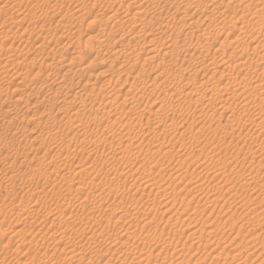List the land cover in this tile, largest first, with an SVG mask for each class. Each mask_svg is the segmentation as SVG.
<instances>
[{"label":"rangeland","instance_id":"1","mask_svg":"<svg viewBox=\"0 0 264 264\" xmlns=\"http://www.w3.org/2000/svg\"><path fill=\"white\" fill-rule=\"evenodd\" d=\"M122 1L0 0V86L3 87H0V92L2 91L0 93V264H70L72 261L63 260V256L60 254L64 250L70 249L67 240L59 243V247L63 248L62 251L61 248L55 252L49 249L44 254V248L40 247V242L37 238L39 239L40 236L43 238L44 236V239H46L49 235H53V231H55L54 236L65 231L64 234L67 233V236L70 233L73 236L75 234L74 231L82 233L84 229L90 231L85 234L86 238L89 237L87 241L94 236V234L92 236L90 233L98 229L95 233L100 240L99 245L87 249L89 251H84V253L87 252L85 259L92 258L94 262L100 261V256L102 255V257L113 258V263L118 264L115 261L117 257H131L134 253L133 251H140L142 258L149 260V264H162L164 261L163 264H264V46H262L264 44L262 41L264 40L262 35L257 34L259 51L254 56L251 54L250 47H247L249 45H246L249 44L250 38H246L249 36H243L241 41L245 43L242 45L243 42L235 43L234 35L228 32L233 29L232 27L237 28V30H243L244 25H247L248 31L257 27L258 32L259 28L262 27L261 34H263L264 16L262 14L264 13V0H257L256 2L252 0L253 3L255 2L254 5L250 0H235L236 2L232 3V6H228V1L230 0H180L181 2L179 0H158V2L157 0H144L147 1H143L144 3H141V0ZM222 1L224 2L222 3ZM152 2H157L156 15L150 13L141 18L133 15L138 10V6L144 7V4L146 6L148 4L149 6L155 5ZM159 2L160 4H158ZM200 2L202 3L199 4ZM247 3L253 5L248 10L246 9L247 7L245 8V6H248ZM162 4L164 5L162 6ZM169 4L171 5L169 6ZM93 6L97 7V9L90 12ZM214 7L215 9H212ZM166 8L173 15L167 13ZM185 8L188 9V14L184 13V15L182 13L186 10ZM215 10L217 11L215 12ZM220 11L221 13L224 12L221 14ZM260 12L261 14H259ZM190 13L191 15H189ZM159 15L161 18L158 17ZM169 15L176 19L170 18ZM216 15H218V18ZM211 17L214 19V23L211 21ZM161 19L163 22H161ZM77 21L82 28L79 27L80 30L77 27L79 31L73 27V24ZM230 21L239 22L234 24ZM114 22H125L128 27L135 25V28L126 34V40L123 44H126L134 35H141L133 40L134 43L131 47V57L136 60L137 64L133 71L138 72L139 76L128 77L125 80L126 82H123L125 75L120 76L121 79L118 80L117 77L119 76L116 72L118 69L121 70L122 67L123 70L127 69L130 71V64H122V66L111 62L114 50L122 49L119 47L120 44H116L119 40V29L112 27ZM164 22L166 23L164 24ZM79 23L78 25H80ZM159 23L164 25H158ZM187 23H190L191 28ZM141 24L144 28H140ZM166 24L169 27L171 26L172 30ZM232 24L234 26H230ZM179 25H182V27H177ZM226 25L227 29H225ZM166 27L167 29H165ZM40 28L43 31L40 32ZM217 28L218 32H216ZM151 29L154 30L152 31ZM191 29L194 31H191ZM198 29L200 31L197 32ZM102 30L112 32V38L109 40L103 37L105 42L103 41L97 49L91 50L90 48H93L92 45H97L95 38L98 31ZM139 30L140 33H137ZM175 30L178 32L180 30L182 34L180 32L175 34ZM187 30L195 32V35L191 36V40H189L190 42L192 41L191 43L189 41L186 43V40L190 39V33L188 37L187 34L186 36L184 35L188 32ZM219 30L222 33L219 34ZM208 31L213 34H210L211 38L209 40V43H212L211 53L209 55L204 53L207 55L205 62L202 63L203 60L197 63V61L191 60V54L196 55L194 52H198V50L199 52L204 51V47H207L197 34L208 33ZM163 32L165 33L161 34ZM224 33L228 34H226L227 38ZM153 34L154 36H152ZM244 34L247 35L246 33ZM212 36L214 37L213 40ZM114 37L115 39H113ZM68 39L70 42H78L80 47L73 51L70 45L66 46ZM149 41H153V44ZM172 42L177 44L174 43V45ZM86 43L88 45L84 48ZM188 43L189 45H186ZM112 44H114V48L110 50L113 47ZM160 44L164 45L165 48L163 46L161 48ZM202 45L203 47L201 48ZM54 46H57V48ZM61 46H63L62 49ZM156 46L161 53L158 54L159 51L156 50L158 55L151 63H146L143 59L151 57L150 55H155L156 53L149 55L147 53L154 47L156 49ZM184 46L186 49L188 48V51L183 48ZM219 46L226 47L220 51L221 47ZM43 47L49 49H44ZM50 48H53L52 50L55 52L52 58L56 62L59 61L61 66L70 62L74 66L79 64L80 68H84L79 77L84 80L80 79L78 81L77 76L70 74L71 77H68L70 76L68 75L66 77L67 80L64 81L65 79H60L62 78V73L58 74L54 70L46 68L51 62L52 54L49 55V59H45V57L47 58L46 53L52 51ZM41 50L44 51L41 52ZM167 50L169 52L174 50L180 56L179 59L181 60L178 61L177 65H173L168 58L163 59V55ZM189 51L191 53L190 56L188 54ZM222 51L224 54H222ZM218 52L224 55L221 60L225 62V68L228 69L224 70L222 68L220 64L221 55ZM249 52L250 58L247 55ZM40 53L43 55H40ZM212 53L216 59L214 57L210 58V56H213ZM79 54H83V56H79ZM242 54H244V57H241ZM213 59L214 62L217 61V65L219 64L220 73H218V70H215L216 72L213 71L214 69L210 66ZM249 59L251 61L256 59L257 63L255 65L253 62V65L257 68L254 69ZM207 62L209 64H206ZM20 63L23 64L21 65ZM239 63L245 66L241 67L242 65ZM142 65H145L144 73L138 70ZM109 66H111L110 71H108ZM204 66L210 67L207 72L203 70L199 74H191L192 70L198 71L200 68L204 69ZM162 67L172 71L173 75L179 69L181 77H177L179 80L176 79L174 81L168 78L169 74L160 75L163 72ZM233 69L238 72L236 70L233 71ZM244 69L247 70L245 72L246 76H243L245 75ZM211 71H213V74ZM221 72H224V75L221 76ZM231 72L235 74L232 73L231 75ZM34 73L39 76H35ZM9 76L13 79L9 78ZM240 76L241 79H239ZM243 77L245 78L243 79ZM110 79H112L111 86L104 89L106 88L104 85ZM75 82L78 87H75ZM238 82L241 83L238 85ZM260 83V87H263L257 86V89H253L254 84L259 85ZM47 85L57 90L61 96L68 93V90L71 91L68 94L69 98L65 96L64 101L61 98L58 103L57 101L48 103L41 100L44 94L40 93V99H34L36 91H39V88H46ZM5 86L7 88H5L6 91L4 90ZM81 87H85V89L81 90ZM183 87L187 89L195 87L199 91L198 93L203 95L181 97L182 100L180 99L177 102L175 100L179 99L180 96L173 97V95L185 90ZM214 87L218 91V88L221 87L220 92L224 93L219 94L224 95L221 99L212 93L211 90ZM62 90H65L66 93ZM116 90L120 92L116 93ZM74 92L79 94H76L79 100L73 101L70 99L72 98L71 95L74 96ZM115 94L120 97L116 98ZM210 94L212 95L210 96ZM249 94H252L251 100H249ZM215 96L218 100L214 99ZM18 97L20 99L23 97V102L13 105ZM27 97L30 99L29 103L24 104ZM225 98L228 102H224ZM82 101H85V105ZM174 101L176 102L175 104ZM179 102L182 103V106ZM53 103L56 104L53 105ZM131 104L134 109L130 106ZM96 105L97 107H95ZM122 105L127 107H124V110L116 108ZM128 105L130 106L129 108ZM244 105L245 108L243 110ZM135 106H137L136 109ZM58 107L62 110H65L63 108L69 109V114H72L71 118L75 117V110L86 108L85 110L81 109L76 116L77 118H74L75 120H81L77 122L74 119V121H59V118L54 117L55 110ZM171 107H174V110ZM213 109H217V111H213ZM7 111H11V116H15V118L13 117L12 120L10 119L11 116L8 119L4 118L8 113ZM159 112L162 115L160 114L157 118L156 115ZM81 114L82 116H80ZM23 116L25 118L28 117L27 120H22ZM55 118L57 119L56 121ZM100 119L103 120L101 121ZM66 122L74 123L72 124L73 127L79 125V128L72 129L73 127L71 128V125H68V128L70 127L72 130H68V128L66 130ZM79 122L80 124H77ZM97 124L98 126H95ZM46 125H54V130L50 132V136L49 132L44 129L47 127ZM93 125L98 128L94 129ZM55 129L57 130L55 131ZM163 134L165 135L163 136ZM40 137L41 139L34 141L35 138ZM71 138L72 140L70 141ZM84 138L85 141H83ZM87 139L90 140V143ZM83 142H85V145ZM29 144L30 146H28ZM48 148H50L48 151L52 149L51 157L53 156V159H46L44 166L41 167L43 168L41 174L31 176V173L28 172L33 171L32 169L37 167L39 168L37 166L38 160L41 158L43 150ZM64 154L66 156H62ZM64 157L67 158L64 159ZM4 159L8 160L5 161ZM255 169L257 173L253 171ZM43 174H46V177ZM75 174H78V176ZM79 174L81 175L79 176ZM117 179L118 181H116ZM91 180L94 181L91 182ZM243 181L246 183H243ZM65 187H68V189ZM60 188L64 189L63 193H67L66 198H68L65 203H69L71 200L70 205H60L62 207H59V209L61 213H64L62 217L67 219L69 215L77 214L78 217L82 218V216H79L81 213L84 215L86 212L87 214L92 213V217L88 221L86 220L89 224H86V221L82 219V222L78 220L79 223L77 221L75 222L76 224L67 222L71 225L66 224V222L61 223L63 226L57 221L52 224L50 219L49 221L45 220L44 223V220L41 219V222V220L38 221V218L36 221L40 224L35 220L33 223L30 220V222L25 221L26 215L24 211L33 210V208L41 212L44 210V212H49L50 209L53 212L58 205L54 203L56 201H51V196L55 195V192H58L56 194L58 195L61 192ZM66 189L68 192L65 191ZM29 190H32L33 194H35V190L37 192L45 191L46 195L41 193L42 196L40 198L33 195L32 192L30 194ZM153 194L155 195L153 196ZM64 195L63 197H65ZM90 197L93 199L92 201ZM99 201L101 202L99 203ZM65 206L67 207L65 208ZM110 215L112 219L111 223L108 224L104 216L111 217ZM119 218L124 219L120 220ZM93 219L95 223H93ZM114 219L117 220L115 221ZM90 223H93L92 225L97 228H91L90 226L92 225ZM107 224L112 227L111 230L114 233L104 229V227L107 228ZM88 225L90 226L88 227ZM67 226L72 227L69 228ZM19 230H24L26 233L25 239L27 240L31 239L34 234L38 236L35 238L36 240L31 239V244H24L18 247L21 240V233L19 232L18 235ZM104 231L106 232L104 233ZM114 234L116 237L113 236ZM126 237L128 238L127 240ZM9 238L11 240H8ZM103 238L107 243L103 241ZM123 240L128 243L121 245L120 242H117H123ZM54 241L56 242V240ZM115 242L116 244L114 245ZM119 244L122 248L119 247ZM64 245L66 247L69 245V247L65 249ZM28 249L29 252L27 251ZM106 252L107 255L105 254ZM121 252H124V255ZM111 254H114V257ZM48 255H52V257L50 258ZM40 260L48 263H42ZM145 260L144 262H146ZM71 264L78 263L72 262ZM124 264L131 263L127 261Z\"/></svg>","mask_w":264,"mask_h":264},{"label":"bare ground","instance_id":"2","mask_svg":"<svg viewBox=\"0 0 264 264\" xmlns=\"http://www.w3.org/2000/svg\"><path fill=\"white\" fill-rule=\"evenodd\" d=\"M122 1V0H121ZM135 1V0H134ZM144 0H141V3H144V2H147V1H144ZM154 1V0H153ZM156 1V0H155ZM177 1V0H176ZM180 1V0H179ZM178 1V2H179ZM203 1V0H202ZM225 1V0H224ZM224 1H222V3L224 2ZM244 1V0H243ZM251 1V3H253V1L252 0H250ZM257 0H255V2H256ZM120 2V1H119ZM118 2V3H119ZM123 2V1H122ZM121 2V3H122ZM139 2V1H138ZM150 2V1H149ZM157 2H158V0H157ZM157 2H152V3H154L155 5H152V3H151V5L152 6H149V4H148V6H146V4H144L145 6L144 7H139L138 6V10L136 11V12H134L133 13V15L134 16H138L139 18H141V17H145V16H147L148 14H150V13H154L155 14V12H157L156 10H157V7H156V3ZM173 2V1H172ZM181 2V1H180ZM187 2V1H186ZM229 3V5L228 6H232V3H234V2H236L235 0H230V1H228ZM255 2L253 3V5L255 4ZM136 3V2H135ZM162 3V2H161ZM166 3H168V2H166ZM166 3H164V4H166ZM183 3H185V2H183ZM202 2H200L199 4H201ZM210 3V2H209ZM241 3H242V1H241ZM120 4V3H119ZM158 4H160V2L158 3ZM164 4H162V6L164 5ZM180 4V3H179ZM248 4V6H245V8L248 10L250 7H251V5L252 4H250V3H247ZM121 5V4H120ZM168 5V4H167ZM166 5V6H167ZM171 4H169V6H170ZM191 5V4H190ZM234 5V4H233ZM252 5V6H253ZM161 6V7H162ZM191 6H193V5H191ZM190 6V7H191ZM213 6H216V5H213ZM218 6V5H217ZM227 6V7H228ZM263 6V5H262ZM179 7H180V5H179ZM198 7H199V5H198ZM198 7H196V8H198ZM258 7V6H257ZM101 8V7H100ZM100 8H99V10H100ZM175 8V7H174ZM177 8V7H176ZM187 8V7H186ZM185 8V9H186ZM195 8V9H196ZM201 8V7H200ZM73 9V8H72ZM81 9H83V8H81ZM95 9H97V7H95V6H93L92 7V9L90 10V12L91 11H93V10H95ZM111 9V8H110ZM136 9V8H135ZM161 9V8H160ZM167 9V8H166ZM184 9V8H183ZM194 9V10H195ZM212 9H215V7L214 8H212ZM77 10V9H76ZM84 10H87V9H84ZM84 10H82V11H84ZM98 10V11H99ZM175 11H176V9H174ZM187 10L188 9H186L182 14H188L187 13ZM190 10H191V8H190ZM257 10H259V9H257ZM54 11V10H53ZM88 11V10H87ZM160 11V10H159ZM166 11V10H165ZM217 10H215V12H216ZM222 11V10H221ZM221 11H220V13H221ZM243 11V10H242ZM245 11V10H244ZM74 12V11H73ZM79 12H81V11H79ZM86 12V11H85ZM89 12V13H90ZM182 12V11H181ZM212 12V11H211ZM214 12V13H215ZM219 12V11H218ZM224 12V11H223ZM222 12V13H223ZM234 12V11H233ZM249 12V11H248ZM54 13V12H53ZM167 13H169V14H171L172 12H169L168 11V9H167ZM179 13V12H178ZM192 13V12H191ZM191 13L189 14V15H191ZM193 13H195L194 11H193ZM221 13V14H222ZM229 13V12H228ZM236 13H237V10H236ZM91 14V13H90ZM166 14V13H165ZM184 14V15H185ZM197 14V13H196ZM218 14V13H217ZM224 14H226V13H224ZM234 14H235V12H234ZM233 14V15H234ZM246 14V13H245ZM244 14V15H245ZM259 14H261V12L259 13ZM57 15V14H56ZM156 15V14H155ZM158 15V14H157ZM162 15V14H161ZM171 15H173V14H171ZM209 15V14H208ZM219 15V14H218ZM218 15H216L217 16V18H218ZM240 15V14H239ZM249 15V14H248ZM254 15H255V12H254ZM133 16V17H134ZM165 16V15H164ZM167 16V15H166ZM170 16V15H169ZM177 16H179V15H177ZM193 16V15H192ZM216 16H215V19H216ZM222 16H225V15H222ZM236 16V15H235ZM243 16V15H242ZM241 16V17H242ZM262 16H264V13L262 14ZM261 16V17H262ZM61 17V16H60ZM158 17H160V15L158 16ZM171 17H173V16H170V18ZM182 17H183V15H182ZM181 17V18H182ZM210 17V15L208 16V18ZM213 17V16H212ZM212 17H211V21H213V23H214V19H212ZM250 17V16H249ZM161 18V17H160ZM207 18V17H206ZM214 18V17H213ZM238 18V17H237ZM248 18V17H247ZM250 18H252V17H250ZM260 18V17H259ZM169 19V18H168ZM172 19H176L175 17H173ZM186 19H189V18H186ZM210 19V18H209ZM208 19V20H209ZM222 19V18H221ZM220 19V20H221ZM232 19V18H231ZM59 20V19H58ZM57 20V21H58ZM170 20V19H169ZM181 20V19H180ZM185 20V19H184ZM184 20H182V21H184ZM232 20H234V19H232ZM242 20V19H241ZM59 21H61V20H59ZM73 21V20H72ZM72 21H71V23H72ZM75 21V20H74ZM139 22H141L140 20H138ZM159 21H160V19H159ZM168 21V20H167ZM210 20H209V22H211ZM216 21V20H215ZM219 21V20H218ZM250 21V20H249ZM78 22V21H77ZM77 22H75L74 24H73V27L74 28H76L77 29V31H79L78 30V28L80 27L81 28V24L80 25H78V23ZM138 22V23H139ZM161 22H163L162 21V19H161ZM178 22V21H177ZM227 22V21H226ZM230 22H232V23H234V21H230ZM237 22H239V21H235V23L234 24H236ZM244 22V21H243ZM143 23V22H142ZM166 22H164V24H165ZM216 23V22H215ZM255 23V22H254ZM160 24H162V23H159L158 25H160ZM164 24H162V25H164ZM180 24V23H179ZM183 24V23H182ZM185 24V23H184ZM190 24V23H189ZM188 23H187V25L188 26H190V28H191V25H189ZM225 24V23H224ZM253 24V23H252ZM137 25H139V24H137ZM143 25H144V23H143ZM167 25V24H166ZM186 25V24H185ZM184 25V26H185ZM221 25H223V24H221ZM43 26V25H42ZM124 26H126V27H124ZM168 26V25H167ZM188 26H185V27H188ZM230 26H234L233 24L232 25H230ZM229 26V27H230ZM55 27H57V26H55ZM60 27V26H59ZM63 27V26H62ZM70 27V26H69ZM68 27V28H69ZM72 27V26H71ZM72 27V28H73ZM78 27V28H77ZM112 27H115V28H117V29H119V40H118V42H116L115 40H114V42H116V44H120V48H122V49H116V50H114L115 52L113 53V51H112V53L114 54V56H113V60L111 61V62H113V63H118V64H120V65H122V64H130V71L129 70H127V69H122L121 68V70L120 69H118V71L116 72L117 73V75L119 76V77H117L118 78V80L119 79H121V77L120 76H123V75H125L124 77H125V79L123 80V82H126L125 80H127V78L128 77H132V76H139V73L138 72H136V71H133V69H135L136 68V66H137V64H136V60L135 59H133L132 57H131V54H132V52H131V47H132V44L134 43V41L133 40H135L136 39V37L138 36V37H140L141 35H134L130 40H128L127 41V43L126 44H123V42L126 40V34L128 33V32H130L133 28H135V25H133V26H131V27H128V25H126V23L125 22H114L113 24H112ZM137 27V26H136ZM163 27V26H162ZM169 27V26H168ZM171 27V26H170ZM169 27V28H170ZM177 27H182V25L180 26H177ZM245 27V28H244ZM244 27H243V30L241 29H238L237 30V28H235V27H232L233 29L231 30V31H228V32H230L232 35H234L233 37L236 39V41H235V43H237V44H239L240 42H243V41H241V39L243 38V36H249V37H246V38H250L249 40V44H246V45H249V46H247L248 48L250 47V51H251V54H253L254 56L257 54V52L259 51L258 49H259V47L257 46V34L258 35H262V37H263V40H264V33L263 34H261L262 33V27L261 28H259V30H258V32H257V27H256V29H253L252 28V30H247V25H244ZM252 27V26H251ZM43 28V27H42ZM66 28V27H65ZM64 28V29H65ZM79 28V29H80ZM140 28H144V27H142V24H141V26H140ZM174 28H176L175 26H174ZM190 28H188V29H190ZM200 28V27H199ZM219 28V27H218ZM218 28H217V31L216 32H218ZM221 28V27H220ZM222 28H223V26H222ZM221 28V29H222ZM82 29V28H81ZM80 29V30H81ZM155 29V28H154ZM154 29H151L152 31L154 30ZM165 29H167V27L165 28ZM171 29V28H170ZM169 29V30H170ZM183 29V28H182ZM216 29V28H215ZM225 29H227V25L225 26ZM172 30V29H171ZM176 30H178V28H176ZM175 30V34H177V32L178 31H176ZM186 30V29H185ZM224 30V29H223ZM246 30V31H245ZM41 31H43V29H41L40 28V32ZM46 31V30H45ZM68 31V30H67ZM150 32V33H153V32ZM162 31V30H161ZM164 31V30H163ZM174 31V30H173ZM188 31V30H187ZM191 31H194V30H192L191 29ZM198 31H200L199 29L197 30V32ZM203 31V30H202ZM220 31V30H219ZM227 31V30H226ZM142 32V31H141ZM144 32V31H143ZM156 32V31H155ZM168 32V31H167ZM179 32H180V30H179ZM178 32V33H179ZM196 32V33H197ZM213 32V31H212ZM225 32V31H224ZM236 32H238V33H236ZM71 33V32H70ZM137 33H140V30L137 32ZM145 33H147V32H145ZM165 32H163V33H161V34H164ZM189 33H190V35H189ZM195 32H186L184 35L186 36V34H187V37H188V35L190 36V39H188V40H186V43L189 41V40H191V36L193 37V35H195L194 34ZM207 33V32H206ZM205 32L203 33H198L197 35H198V37H200L199 39L201 40V41H203L204 43L203 44H205V46L207 45V47H204L205 48V50L204 51H201V52H199V50H198V52H194L196 55H193V53L191 54L190 53V51H189V56H190V54H191V56H190V58H191V60L193 59L194 61H197V63H200V62H202L203 60V62L202 63H204L205 62V58H207L206 56L207 55H209V53H211L210 52V49L212 48V43L210 44L209 43V40H210V38H211V35H213V34H211L210 33V31H208V33L206 34ZM220 33H222V31H220L219 32V34ZM234 33V34H233ZM236 33V34H235ZM244 33H246L247 35H245ZM69 34V33H68ZM136 34V33H135ZM168 34H169V32H168ZM174 34V35H175ZM180 34H182L181 32H180ZM211 34V35H210ZM216 34V33H215ZM218 34V36H220ZM225 35L227 34V33H224ZM244 34V35H243ZM183 35V36H184ZM196 35V36H197ZM228 35V34H227ZM227 35L225 36L226 38H227ZM152 36H154V34L152 35ZM169 36V35H168ZM167 36V37H168ZM103 37L105 38H108L109 40L112 38V32H107L106 30H102V31H98V33H97V35H96V38H95V43L97 44V45H92L93 46V48H90L91 50H94V49H97L98 47H100V45L103 43ZM137 37V38H138ZM169 37H173L172 35H170ZM168 37V38H169ZM63 38V37H62ZM213 36H212V40H213ZM113 39H115V37L113 38ZM171 39V38H170ZM187 39V38H186ZM107 40V39H106ZM165 40V39H164ZM168 40V39H167ZM182 40V39H181ZM217 40H218V38H217ZM244 40V39H243ZM261 40V39H260ZM172 41V40H171ZM176 41V40H175ZM185 41V40H184ZM216 41V40H215ZM68 43V45L66 44V46H69L70 45V47H72V49H73V51L74 50H76V49H78L79 47H80V45H79V43L78 42H73V41H71L70 42V40L68 39V41H67ZM87 42V41H86ZM105 42V41H104ZM149 42H151V41H149ZM153 42V41H152ZM151 42V43H152ZM170 42V41H169ZM192 42V41H191ZM190 41H189V43H191ZM260 42V41H259ZM262 42H264V41H262ZM151 43H147V44H151ZM174 43H176V42H174ZM173 42H172V44H174ZM189 43L188 44H186V45H189ZM225 43V42H224ZM245 42H243L242 43V45L244 44ZM248 43V42H247ZM65 44V43H64ZM63 44V45H64ZM153 44V43H152ZM164 44V43H163ZM177 44V43H176ZM183 44V43H182ZM182 44H181V46H182ZM220 44V43H219ZM79 45V46H78ZM88 44L86 43V45L84 46V48L87 46ZM104 45V44H103ZM114 44H112V46H113ZM137 45V44H136ZM161 45V44H160ZM159 45V46H160ZM168 45H169V43H168ZM167 45V46H168ZM175 45V44H174ZM184 45V44H183ZM214 45V44H213ZM223 45V44H222ZM229 45V44H228ZM260 45H262V44H260ZM47 46V45H46ZM45 46V47H46ZM116 46V45H115ZM162 46L164 47V45H161V48H162ZM170 46V45H169ZM173 46V45H172ZM237 46H240V45H237ZM236 46V47H237ZM262 46H264V44L262 45ZM38 47H40V46H38ZM55 47V46H54ZM103 47V46H102ZM171 47V46H170ZM176 47V46H175ZM174 47V48H175ZM203 47V45L201 46V48ZM219 47H221V46H219ZM224 47H226V46H224ZM223 46L221 47V49H220V51L221 50H223L222 48H224ZM261 47V46H260ZM44 48V47H43ZM42 48V49H43ZM55 48H57V46L55 47ZM63 48V46H61V49ZM64 48H65V46H64ZM109 48V47H108ZM112 48H114V46L113 47H111V49L110 50H112ZM165 48V47H164ZM166 48H168V47H166ZM172 48V47H171ZM182 48V47H181ZM184 49H186V47L184 46L183 47ZM182 48V49H183ZM190 48V47H189ZM197 48V47H196ZM216 48V47H215ZM215 48H213V49H215ZM218 48V47H217ZM263 48V47H262ZM262 48H261V50H262ZM44 49H49V48H44ZM51 50L53 49V48H50ZM154 49V50H153ZM152 50H149L148 52L149 53H147L148 55L149 54H154V53H156L155 55H150L151 57H149V58H147V59H143V60H145V62L146 63H151V61L158 55V54H160L161 52L157 49V46H156V49H155V47L153 48ZM175 49H177V48H175ZM188 49V48H187ZM186 49V50H187ZM194 50H195V48H193ZM236 49V48H235ZM245 49H247L246 47H245ZM38 50V49H37ZM55 50V49H54ZM81 50V49H80ZM109 50V51H110ZM156 50H158L159 52H158V54H157V52H156ZM179 50V49H178ZM181 50V49H180ZM218 50V49H217ZM248 50V49H247ZM246 50V51H247ZM42 51H44V50H41V52ZM106 51H107V49H106ZM168 51V52H167ZM166 51V53H164V55H163V59H165V58H168L169 59V61L173 64V65H177V63H178V61L179 60H181V59H179V57L180 56H178L177 55V52L175 53L174 52V50H172V51H170L169 52V50H167ZM188 51V50H187ZM186 51V52H187ZM242 51H243V48H242ZM264 51V50H263ZM36 52H38V51H36ZM47 52V51H46ZM82 52V51H81ZM84 52V51H83ZM181 52L183 53V51L181 50ZM192 52V51H191ZM215 52V51H214ZM107 53H108V51H107ZM181 53V54H182ZM204 53H208L207 55L206 54H204ZM264 53V52H263ZM50 54H52V56H51V62H49V64L47 65L48 67H46V68H50L51 70H54L55 71V73L57 72L58 74H60V73H62V75H61V77L62 78H60V79H65L64 81H66L67 79H66V77L68 76V75H74V76H77L78 77V81L80 80V79H82V78H79L80 77V75H81V73L84 71V68H80V65L79 64H77V66L75 65H73V64H71L70 62L69 63H67V64H64V65H62L61 66V63H59V61H54V59L52 58L53 57V54H55V52H53V50L52 51H48L47 53H46V55H47V58L45 57V59H49V55ZM188 54H186L185 53V55H187L188 56ZM214 54H216V53H214ZM218 54H220V52H218ZM217 54V55H218ZM222 54H224V52L222 51ZM245 54H246V52H245ZM250 52L249 53H247V55H248V57L250 58ZM262 54V53H261ZM1 55H2V53H1ZM37 55V54H36ZM40 55H43V54H41L40 53ZM57 55V54H56ZM183 55V54H182ZM212 55H213V53H212ZM221 55V54H220ZM244 54H242L241 55V57H244L243 56ZM14 56V55H13ZM39 56V55H38ZM55 56V55H54ZM79 56H83V54H79ZM79 56H77L78 58H79ZM222 56H224V55H221V58H220V60L222 59ZM262 56V55H261ZM17 57V56H16ZM34 57H35V55H34ZM40 57V56H39ZM215 58L216 59V57L213 55L212 57L210 56V58ZM264 57V56H263ZM26 58V57H25ZM60 58V57H59ZM62 58V57H61ZM190 58H189V60H190ZM252 58V57H251ZM261 58V57H260ZM13 59V58H12ZM36 59V58H35ZM185 59V58H184ZM201 59V60H200ZM209 59V58H208ZM243 59V58H242ZM15 60H16V58H15ZM31 60V59H30ZM50 60H48V61H50ZM60 60V59H59ZM200 60V61H199ZM218 60V59H217ZM246 60V59H245ZM250 60V59H249ZM249 60H247V61H249ZM256 59H254V61H251L250 60V63L252 62V66H254V69L255 68H257V67H255V65H256V61H255ZM32 61V60H31ZM35 61V60H34ZM224 61V60H223ZM20 62V61H19ZM110 62V61H109ZM135 62V63H134ZM217 62V61H216ZM216 62H214V59L211 61V64H210V66H212V68L214 69L213 71H215V70H218L219 71V64L217 65L216 64ZM242 62H245V61H242ZM253 62L255 63V65H253ZM17 63V62H16ZM27 63H28V60H27ZM26 63V64H27ZM79 63V62H78ZM197 63H196V66H197ZM249 63V64H250ZM21 64V63H20ZM19 64V65H20ZM23 64V63H22ZM21 64V65H22ZM25 64V63H24ZM206 64H209L208 62L206 63ZM220 64L222 65V68H224V70H226V69H228V68H225V62H222V60L220 61ZM239 64H241V63H239ZM248 64V63H247ZM119 65V66H120ZM200 65V64H199ZM202 65V64H201ZM216 65H217V67H216ZM242 65V64H241ZM241 65H239V66H241ZM116 66H118V65H116ZM123 66V65H122ZM208 66V65H207ZM243 66H245V65H242L241 67H243ZM251 66V67H252ZM18 67V66H17ZM200 67H202V66H200ZM205 67V66H204ZM226 67H228V66H226ZM240 67V68H241ZM119 68V67H118ZM138 68V67H137ZM195 68H197V67H195ZM194 68V69H195ZM210 68V67H209ZM209 68H207V67H205L204 69H199L198 71H194V70H192L191 71V74L193 75V74H199L201 71H203L204 70V72H207L208 70H209ZM238 69H239V67H237ZM236 68V69H237ZM162 69H163V72H161L160 73V75H163V74H169V77L168 78H170L171 80H176V79H178L177 77H181V75H180V70L178 69L177 71H176V74H174L173 75V72L172 71H168L166 68H164V67H162ZM236 69H233V71H235ZM111 70V66H109V70L108 71H110ZM138 70L141 72V73H144L145 72V65H142L140 68H138ZM221 70V69H220ZM245 70V69H244ZM249 70V69H248ZM173 71H175V70H173ZM213 71H211L212 72V74H213ZM232 71V70H231ZM247 70H245L244 71V74H245V72H246ZM252 71H253V68H252ZM262 71V70H261ZM263 71H264V69H263ZM7 72V71H6ZM39 72V71H38ZM196 72V73H195ZM216 72V71H215ZM215 72H214V74H215ZM236 72H238L237 70H236ZM4 73V72H3ZM16 73V72H15ZM218 73H220V71L218 72ZM224 72H221V76L222 75H224L223 74ZM232 73L233 74H235L234 72H231L230 74L232 75ZM6 74V73H5ZM205 74V73H204ZM229 74V75H230ZM240 74V73H239ZM253 74H255V73H253ZM262 74H263V72H262ZM14 75H16V74H14ZM34 75L35 76H39L37 73L35 74L34 73ZM71 75L70 76H68V77H71ZM190 75V74H189ZM202 75H203V73H202ZM237 75V74H236ZM241 75V74H240ZM258 75V74H257ZM233 76H235V75H233ZM242 76V75H241ZM241 76L239 77V79H241ZM243 76H246V74L245 75H243ZM262 76V75H261ZM263 76H264V74H263ZM258 77V76H257ZM9 78H12V77H10L9 76ZM167 78V77H166ZM167 78V79H168ZM223 78V77H222ZM245 77H243V79H244ZM8 79V78H7ZM13 79V78H12ZM71 79V78H70ZM181 79V78H180ZM252 79V78H251ZM257 79V78H256ZM259 79H260V77H259ZM57 80V79H56ZM55 80V81H56ZM82 80H84V79H82ZM179 80V79H178ZM227 80V79H226ZM234 80V79H233ZM235 80H236V78H235ZM254 80V79H253ZM262 80V79H261ZM71 81V80H70ZM72 81H73V79H72ZM169 81V80H168ZM207 81V80H206ZM68 82V81H67ZM190 82V81H189ZM188 82V83H189ZM205 82V81H204ZM257 82V81H256ZM260 82V81H259ZM52 83V82H51ZM54 83V82H53ZM58 83H60L59 81H58ZM62 83H63V81H62ZM81 83V82H80ZM186 83V82H185ZM191 83V82H190ZM239 83H241V82H238V85H239ZM253 83V82H252ZM75 84V87L77 86V84H76V82L74 83ZM74 84H72L73 86H74ZM85 84V83H84ZM111 84H112V79H110L105 85H104V87H106V88H104V89H107V88H109L110 86H111ZM206 84V83H205ZM18 85V84H17ZM27 85V84H26ZM188 85V84H187ZM237 85V86H238ZM260 85H261V83L258 85V84H254V87H253V89H257V86H259L260 87ZM51 86V85H50ZM53 86V85H52ZM60 86V85H59ZM61 86L63 87V85L61 84ZM60 86V87H61ZM184 86H185V84H184ZM206 86V85H205ZM1 87V86H0ZM16 87V86H15ZM45 87V86H44ZM69 87V86H68ZM72 87V86H71ZM78 87V86H77ZM201 87V86H200ZM216 87V86H215ZM215 87L214 88H212L213 90H211L212 91V93L214 94V95H216V96H218L219 97V99H221L224 95H222V94H224V93H222V92H220V90H221V87L220 88H218L219 89V91L217 90V89H215ZM218 87V86H217ZM244 87V86H243ZM261 87H263V86H261ZM260 87V88H261ZM1 88H3V87H1ZM0 88V89H1ZM5 88H6V86L4 87V90H5ZM56 88H57V86H56ZM55 88V89H56ZM73 88V87H72ZM103 88V87H102ZM183 88H185V90H181L180 91V93H177V94H175V95H173V97H176V96H180V98L179 99H176L175 101H180V99H181V97H184V98H186L187 96H192V95H200V96H202L203 94H199L198 92L199 91H197V89H195V87L194 88H190V89H187L186 87H183ZM225 88H226V86H225ZM225 88H223V89H225ZM251 88H252V85H251ZM7 89V88H6ZM20 89V88H19ZM19 89H18V92H19ZM40 90L39 91H36V94H34L35 95V98L34 99H40V96H39V94L41 93V94H44L43 95V97H42V99L41 100H43V101H45V102H52V101H54V102H56L57 101V103H58V100H61V98L63 99V101H64V97L65 96H67L66 98H69L68 97V94H69V92L71 93V91H69L68 89V93H66V91L65 90H62V91H65L64 93H66V94H62V96H61V94L57 91V90H54L52 87H49L48 85L46 86V88H39ZM82 89H85V87L84 88H82L81 87V90ZM201 89V88H200ZM253 89H251V90H253ZM3 90V89H2ZM73 90V89H72ZM226 90H228V89H226ZM226 90H223V91H226ZM6 91V90H5ZM31 91V90H30ZM60 91V90H59ZM76 91H78V90H76ZM185 91V92H184ZM186 91H188V92H186ZM210 91V90H209ZM243 91V90H242ZM245 91V90H244ZM2 92V91H1ZM0 92V93H1ZM17 92V91H16ZM44 92V93H43ZM91 92H93V91H91ZM120 91L119 90H116V93H119ZM135 92V91H134ZM139 92V91H138ZM203 92V91H202ZM227 92V91H226ZM253 92V91H252ZM62 93V92H61ZM142 93V92H141ZM201 93V92H200ZM220 93H222L221 95H219ZM244 93V92H243ZM32 94V93H31ZM74 94V96L73 95H71V97L72 98H70L71 100H79V98L77 97V95H79V94H75V92L73 93ZM93 94V93H92ZM144 94V93H143ZM27 95V94H26ZM26 95H25V97H26ZM38 95V96H37ZM116 95V94H115ZM212 94H210V96H211ZM250 95V94H249ZM88 96V95H87ZM90 96H92V95H90ZM142 96V95H141ZM199 96V97H200ZM215 96V98L214 99H217V97ZM30 97H31V95H30ZM79 97H81V96H79ZM120 96L119 95H116V98H119ZM134 97V96H133ZM177 97V98H178ZM196 97H198V96H196ZM252 98V94L249 96V100H251V98ZM23 98V97H22ZM20 99V97H18L16 100H15V102L13 103V105H17V104H20V103H22L23 102V99ZM87 98V97H86ZM91 98V97H90ZM90 98H89V100H90ZM94 98H95V96H94ZM93 98V99H94ZM209 98V97H208ZM26 100H25V102H24V104H26V103H29V100L30 99H28V97L27 98H25ZM85 99V98H84ZM83 99V100H84ZM102 100V99H101ZM100 100V101H101ZM182 100V99H181ZM218 100V99H217ZM249 100H247V101H249ZM97 101V100H96ZM100 101H99V103H100ZM103 101V100H102ZM174 101V104L176 103ZM184 101V100H183ZM220 101H223V100H220ZM246 101V102H247ZM72 102V101H71ZM91 102V101H90ZM135 102V101H134ZM171 102V101H170ZM216 102V101H215ZM224 102H228V100L226 101V98H225V100H224ZM251 102V101H250ZM82 103L84 104L85 103V101H82ZM81 103V104H82ZM218 103H219V101H218ZM218 103H217V105H218ZM241 103V102H240ZM242 103H243V101H242ZM54 104H56V103H53V105ZM82 104V105H83ZM92 104V103H91ZM103 104H105L104 102H103ZM134 104H136V103H134ZM171 104V103H170ZM172 104H173V102H172ZM173 104V105H174ZM179 104L181 105L182 103H180L179 102ZM178 103H177V105H179ZM244 104V103H243ZM249 104V103H248ZM85 105V104H84ZM137 105V104H136ZM210 105V104H209ZM216 105V106H217ZM221 105V104H220ZM224 105V104H223ZM227 105V104H226ZM239 105V104H238ZM251 105V104H250ZM92 106V105H91ZM91 106H89V107H91ZM103 107H104V105H102ZM106 106V105H105ZM130 106H132V108H133V105L131 104ZM129 105H128V108L130 107ZM182 106V105H181ZM180 106V108H181V110H182V107ZM190 106V105H189ZM215 106V105H214ZM219 106V105H218ZM240 107H242L241 105H239ZM253 106H255V105H253ZM54 107V106H53ZM82 107V106H81ZM95 107H97V105L95 106ZM124 107H127V106H125V105H122V106H119V107H116V108H119V109H121V110H124ZM136 107L137 106H135V109H136ZM188 107V106H187ZM222 107V106H221ZM227 107V106H226ZM63 108V107H62ZM86 108V107H85ZM85 108H80L79 110H75L76 112L74 113V116L75 117H72L71 118V116H72V114L70 115L69 114V109H67V108H63V109H65V110H62L61 108H59L58 107V109H56L55 111H56V113H55V115H54V117H56V118H59V121L60 120H66V121H70V120H73L74 118H77L76 116L79 114V111H81V109H83V110H85ZM99 108V107H98ZM106 108V107H105ZM173 108V110H174V107H171V109ZM185 108V107H184ZM184 108H183V110H184ZM188 108H190V107H188ZM210 108V107H209ZM216 108V107H215ZM244 108H245V105L243 106V110H244ZM254 108V107H253ZM67 109V110H66ZM87 109H89L88 107H87ZM131 109V108H130ZM134 109V108H133ZM132 109V110H133ZM176 109H177V107H176ZM175 109V110H176ZM202 109H204V108H202ZM218 109V108H217ZM217 109H213V111H217ZM227 109V108H226ZM249 109V108H248ZM10 110V109H9ZM54 110V109H53ZM130 111V110H129ZM129 111H127V112H129ZM185 111V110H184ZM183 111V112H184ZM8 113L6 114V116L4 117V118H6V119H8L12 114L10 113L11 111H7ZM52 112V111H51ZM173 112V111H172ZM176 112V111H175ZM179 112V111H178ZM82 113V112H81ZM155 113H157V112H155ZM174 113V112H173ZM214 113V112H213ZM161 113L159 112V114H157L156 116H157V118L159 117V115H160ZM204 114V113H203ZM212 114V113H211ZM15 115V114H14ZM52 115V114H51ZM162 115V114H161ZM25 116V115H24ZM23 116V118H22V120H27V118H25ZM42 116V115H41ZM80 116H82V114L80 115ZM139 116H142V115H139ZM139 116H138V118H139ZM169 116V115H168ZM176 116H178V115H176ZM3 117V116H2ZM15 118V116H11V120H12V118ZM137 117V116H136ZM154 117V116H153ZM55 118V121L57 120ZM71 118V119H70ZM142 118V117H141ZM21 119V118H20ZM94 119V118H93ZM118 119V118H117ZM174 119V118H173ZM21 120V121H22ZM75 120V119H74ZM73 120V121H74ZM89 120V119H88ZM87 120V121H88ZM96 120V119H95ZM94 120V121H95ZM101 120V119H100ZM103 120V119H102ZM101 120V121H102ZM121 120V119H120ZM141 120V119H140ZM139 120V121H140ZM231 120V119H230ZM72 121V122H73ZM75 121H81V120H79V119H77V120H75ZM98 121V120H97ZM115 121H116V119H115ZM148 121H149V118H148ZM151 121V120H150ZM234 121V120H233ZM83 122V121H82ZM90 122V121H89ZM99 122V121H98ZM97 122V123H98ZM153 122V121H152ZM204 122V121H203ZM50 123V122H49ZM88 123V122H87ZM86 123V124H87ZM157 123V122H156ZM253 123V122H252ZM257 123V122H256ZM72 124H74V123H72ZM72 124H70V123H67L66 122V127H65V129L66 128H68V125H71L70 127L72 128L73 127V125ZM76 124V123H75ZM77 124H80V122L79 123H77ZM76 124V125H77ZM83 124H85V123H83ZM82 124V125H83ZM91 124V123H90ZM96 124V123H95ZM92 125V124H91ZM178 125V124H177ZM257 125V124H256ZM255 125V126H256ZM47 127L46 128H44V129H46V131L47 132H49V136H50V132L52 131V130H54V125H46ZM79 126V125H78ZM73 127L72 129H74V128H76V129H78L79 127ZM86 126V125H85ZM94 126V125H93ZM95 126H98V124L97 125H95ZM94 126V127H95ZM101 127H102V125H100ZM99 126V128L101 129V127ZM175 126V125H174ZM70 127L68 128V130H72V129H70ZM180 127V126H179ZM96 128H98V127H95L94 129H96ZM175 128V127H174ZM62 129V128H61ZM57 129H55V131H56ZM67 130V129H66ZM98 130V129H97ZM155 130V129H154ZM175 130V129H174ZM231 130V129H230ZM101 131V130H100ZM150 131V130H149ZM157 131V130H156ZM169 131H171L170 129H169ZM176 131H177V129H176ZM182 131V130H181ZM200 131V130H199ZM162 132V131H161ZM165 132V131H164ZM182 132H185V131H182ZM90 133V132H89ZM96 133V132H95ZM174 133H177V132H174ZM181 133V132H180ZM179 133V134H180ZM65 134H66V132H65ZM160 134V133H159ZM173 134V133H172ZM46 135H48V134H46ZM51 135H52V133H51ZM84 135V134H83ZM89 135V134H88ZM101 135V134H100ZM113 135V134H112ZM165 134H163V136H164ZM226 135V134H225ZM224 135V136H225ZM233 135V134H232ZM62 136V135H61ZM90 136V135H89ZM108 136V135H107ZM237 136V135H236ZM77 137V136H76ZM84 137V136H83ZM103 137V136H102ZM160 137V136H159ZM50 138V137H49ZM55 138V137H54ZM81 138V137H80ZM90 138V137H89ZM113 138V137H112ZM36 139H41V137L40 138H35L34 139V141L36 142L37 140ZM74 139V138H73ZM82 139V138H81ZM105 139V138H104ZM163 139V138H162ZM72 140V138L70 139V141ZM88 140V139H87ZM33 141V142H34ZM40 141V140H39ZM56 141V140H55ZM83 141H85V138H84V140ZM89 141V143H90V140H88ZM110 141V140H109ZM79 142H80V139H79ZM27 143V142H26ZM56 143V142H55ZM68 143V142H67ZM85 142H83V144H84ZM52 144V143H51ZM64 144V143H63ZM76 144V143H75ZM87 144V143H86ZM18 145V144H17ZM70 145V144H69ZM85 145V144H84ZM93 145V144H92ZM22 146V145H21ZM27 146V145H26ZM28 146H30V144L28 145ZM68 146V145H67ZM210 146V145H209ZM56 147H57V144H56ZM131 147V146H130ZM39 148V147H38ZM165 148V147H164ZM169 148V147H168ZM40 149V148H39ZM50 148H48V149H44L43 150V152H42V156H41V158H39V160H38V165L37 166H39V168L37 167V166H35V167H37L36 169H32L33 171H31V169H29L31 172H28V173H31V176L32 175H38V174H41V172H42V169L43 168H41L42 166H44V164H45V161H46V159L48 160H51V159H53L52 157H51V150L50 151H48ZM14 150V149H13ZM20 150V149H19ZM27 150V149H26ZM42 150V149H41ZM127 150V149H126ZM130 150V149H129ZM21 151H22V149H21ZM61 151V150H60ZM94 151V150H93ZM215 151V150H214ZM8 152V151H7ZM28 152V151H27ZM66 152V151H65ZM128 152V151H127ZM59 153H61V152H59ZM121 153V152H120ZM254 153H255V151H254ZM26 154V153H25ZM54 154V153H53ZM57 154V153H56ZM63 154V153H62ZM75 155V154H74ZM61 156V155H60ZM62 156H66L65 154L64 155H62ZM255 156V155H254ZM71 157V156H70ZM119 157V156H118ZM252 157V156H251ZM61 158V157H60ZM67 158V157H66ZM65 157H64V159H66ZM74 158V157H73ZM82 158V157H81ZM80 158V159H81ZM257 158V157H256ZM9 159V158H8ZM8 159H4L5 161H7ZM36 159V158H35ZM34 159V160H35ZM71 159V158H70ZM117 159V158H116ZM25 160V159H24ZM93 160V159H92ZM111 160H112V158H111ZM52 161H54V160H52ZM51 161V162H52ZM110 161V160H109ZM142 161V160H141ZM50 162V161H49ZM257 162V161H256ZM54 163V162H53ZM12 164V163H11ZM35 164V163H34ZM100 164V163H99ZM254 164V163H253ZM78 165V164H77ZM142 165V164H141ZM47 166V165H46ZM264 166V165H263ZM28 167V166H27ZM57 168V167H56ZM75 168V167H74ZM73 168V169H74ZM77 168V167H76ZM257 169V168H256ZM256 169L255 170H253V171H255V173H257L256 172ZM72 171V170H71ZM27 172H26V174H27ZM51 173V172H50ZM64 173V172H63ZM106 173H108V172H106ZM254 173V172H253ZM145 174V173H144ZM247 174H249V173H247ZM44 175V174H43ZM46 175V174H45ZM44 175V176H45ZM50 175V174H49ZM75 175H77L78 176V174H75ZM81 174H79V176H80ZM109 175V174H108ZM85 176V175H84ZM104 176H106V175H104ZM142 176V175H141ZM250 176V175H249ZM46 177V176H45ZM82 177V176H81ZM107 177V176H106ZM248 177V176H247ZM253 177V176H252ZM244 178V177H243ZM53 179V178H52ZM51 179V180H52ZM141 179V178H140ZM241 179V178H240ZM249 179H251V178H249ZM46 180H48V179H46ZM243 180V179H242ZM63 181V180H62ZM71 181V180H70ZM84 181V180H83ZM94 181V180H93ZM92 180H91V182H93ZM115 181V180H114ZM113 181V182H114ZM116 181H118V179L116 180ZM137 181V180H136ZM245 181V180H244ZM243 181V183H246V182H244ZM251 181V180H250ZM249 181V182H250ZM103 182V181H102ZM101 182V183H102ZM120 182V181H119ZM119 182L117 183L118 185H121V184H119ZM242 182V181H241ZM104 183V182H103ZM123 183V182H122ZM248 183V182H247ZM49 184V183H48ZM54 184H55V182H54ZM67 184H69V183H67ZM78 184V183H77ZM91 184V183H90ZM95 184V183H94ZM105 184V183H104ZM117 184H116V186H117ZM250 184V183H249ZM249 184H247L248 186H249ZM93 185V184H92ZM111 185V184H110ZM123 185V184H122ZM246 185V184H245ZM53 186V185H52ZM60 186V185H59ZM86 186V185H85ZM108 186V185H107ZM49 187V186H48ZM51 187V186H50ZM90 187V186H89ZM115 187V186H114ZM52 188V187H51ZM65 188H67L68 189V187H65ZM86 188V187H85ZM120 188V187H119ZM42 189V188H41ZM62 189V190H61ZM65 190L66 192H68V190ZM104 189V188H103ZM112 189H113V187H112ZM129 189V188H128ZM143 189V188H142ZM48 190V189H47ZM51 190V189H50ZM63 188H60V191L61 192H59V194L58 195H56L57 193L55 192L54 194L55 195H52L51 196V201H56V202H54L56 205H58V207L53 211V212H51V210L49 209V212H44V211H39V210H34V208H33V210H29V211H24V213H25V215H26V222L27 221H32V223H33V221L35 220H37L38 218H39V220L38 221H40L41 219L42 220H44V223H45V220L46 221H49V219H50V221H52V224L55 222V221H57L59 224H61V223H64V222H66V224H68L67 222H70V223H72V224H74L75 222H77L78 220L80 221L81 219L83 220V221H88L92 216V213H89V214H87V212L85 213V215L83 214V213H81L79 216H82V218H80V217H78V215L77 214H74V215H69L68 216V218L67 219H64L65 217H62L63 215H64V213L62 212L61 213V211H60V209H59V207H62V206H60V205H68L69 203H71L70 201H69V203H65V200H66V202H67V198H66V195H67V193H63ZM130 190V189H129ZM128 190V191H129ZM30 191V190H29ZM39 191H43V190H39ZM52 191V190H51ZM92 191V190H91ZM94 191V190H93ZM113 191H114V189H113ZM31 192H32V194H33V191L31 190L30 191V194H31ZM48 192H50V191H48ZM111 192V191H110ZM123 192V191H122ZM41 193H43V195H46L45 194V191H43V192H37L36 190H35V194H33V195H36L37 197H40L41 198V196H42V194ZM47 193V192H46ZM76 193H78V192H76ZM87 193V192H86ZM150 193H151V191H150ZM41 194V195H40ZM48 194V193H47ZM63 194H65L64 196L65 197H63ZM73 194H74V192H73ZM88 194V193H87ZM94 194V193H93ZM115 194V193H114ZM129 194V193H128ZM132 194V193H131ZM76 195V194H75ZM155 194H153V196H154ZM32 196V195H31ZM89 196V195H88ZM87 196V197H88ZM133 196V195H132ZM150 196V195H149ZM75 197V196H74ZM86 197V196H85ZM95 197V196H94ZM72 198V197H71ZM91 198V197H90ZM89 198V199H90ZM131 198V197H130ZM91 201L93 200L92 198L90 199ZM90 200H89V202H90ZM132 200V199H131ZM46 201H47V199H46ZM95 201V200H94ZM93 201V202H94ZM97 202V201H96ZM101 201H99V203H100ZM132 202V201H131ZM98 203V204H99ZM123 203V202H122ZM84 204V203H83ZM94 204V203H93ZM97 204V205H98ZM70 205V204H69ZM93 206V205H92ZM100 206H102V204H100ZM67 206H65V208H66ZM32 208V207H31ZM73 208V207H72ZM101 208V207H100ZM25 209V208H24ZM90 209H92V208H90ZM96 209H98V208H96ZM100 210V209H99ZM19 211V210H18ZM48 211V210H47ZM73 211V210H72ZM71 211V212H72ZM41 212V213H40ZM70 212V213H71ZM107 212H109V211H107ZM111 212V211H110ZM22 213H23V211H22ZM87 214V215H86ZM104 215H106V214H104ZM115 215V214H114ZM21 216V215H20ZM111 216V215H110ZM107 220H106V223H111V219H112V216L111 217H109V216H104ZM115 217V216H114ZM19 218V217H18ZM63 218V219H62ZM99 219V218H98ZM118 219V218H117ZM116 219V220H117ZM120 220L121 219H124V218H119ZM42 220H41V222H42ZM82 220H81V222H82ZM115 220V219H114ZM115 220V221H116ZM19 221V220H18ZM29 221V222H30ZM79 221L77 222V223H79ZM86 221V224H89L88 222ZM93 221H94V219H93ZM28 222V224L29 225H31L32 226V224H30ZM37 222V221H36ZM74 222V223H73ZM92 222V221H91ZM38 223V222H37ZM48 223V222H47ZM58 223H57V225H58ZM85 223V222H84ZM93 223H95V221L93 222ZM93 223H90V225H92ZM105 223V224H106ZM28 224H27V227H28ZM35 224V223H34ZM38 224H40V223H38ZM51 224V223H50ZM76 224V223H75ZM81 224V223H80ZM86 224H84L85 226H86ZM106 225V227L107 228H105L104 227V229H107V231L109 232V231H111V233H114L111 229H112V227L110 226V225ZM1 225V224H0ZM16 225V224H15ZM24 225H26V224H24ZM36 225V224H35ZM55 225V224H54ZM62 225V224H61ZM68 225H71V224H68ZM90 225H88V227L90 226ZM100 225V224H99ZM63 226V225H62ZM75 226V225H74ZM93 226V227H92ZM92 226H90L91 228H94V227H96L95 225H92ZM1 227V226H0ZM50 227V226H49ZM66 227V226H65ZM67 227H69V228H71L70 226H67ZM81 227V226H80ZM87 227V228H88ZM100 227H102V226H100ZM100 227H98V228H100ZM114 227V226H113ZM7 228V227H6ZM58 228V227H57ZM86 228V229H87ZM91 228H89V229H91ZM97 228V227H96ZM95 228V229H96ZM0 230H1V228H0ZM10 230V229H9ZM50 230V229H49ZM66 230V229H65ZM79 230H80V228H79ZM94 230V229H93ZM96 230H98V229H96ZM96 230H94V232L93 233H90L91 235L92 234H94V236L92 237V238H90V240H88L87 241V238L89 239V237H87L86 238V236H85V234H87V233H89L90 231H88V230H85L84 229V231L82 232V233H80L79 231V233H77L76 231H74L75 232V234H73V232H72V234H73V236H71V233H70V235L69 236H67L66 234H64V233H62V234H59V233H57V234H55V236H54V233H55V231H53V235H49L48 236V238H46V239H44V236H43V238L40 236L39 237V239L37 238V240H39V242H40V247L41 248H44V254H46L47 252V250L49 251V249L50 250H54V252L56 251V250H58L59 248H61V251L63 250V248L62 247H59V243L60 242H65L64 240H67L66 242H67V244H69L70 245V249L68 248V250H64V252H61L60 254H62L61 256H63V260H65V259H67V260H70V261H72L73 263L74 262H77L78 264H114L113 263V261H112V259H111V257H107L106 258V256H103L102 257V255L100 256L101 257V260L100 261H98V262H94V260L92 259V258H88V259H85V254L87 255V252H85L84 253V251H89V250H87V249H90L91 247H96V246H98L99 245V243H100V240H99V238H98V235L95 233L96 232ZM64 231V230H63ZM85 231H88V232H85ZM101 231H102V229H101ZM3 232V231H2ZM1 232V233H2ZM19 232L21 233L20 235H21V240H20V243H19V246L18 247H20L21 245H26V244H31V239H34V240H36L35 238L38 236L37 234H34V236L33 237H31V239H29V240H27V239H25V237H26V233L24 232V230L22 231V230H19L18 231V235H19ZM26 232H27V230H26ZM85 232V233H84ZM106 231H104V233H105ZM102 233H103V231H102ZM89 234V235H90ZM99 234V233H98ZM100 234H101V232H100ZM107 234V233H106ZM116 234V233H115ZM115 234L113 235V236H115ZM105 235V234H104ZM102 236V235H101ZM106 236V235H105ZM105 236H103V237H105ZM112 236V235H111ZM53 238V240H52V238ZM116 237V236H115ZM128 237V236H127ZM126 237V240L128 239ZM86 238V239H85ZM85 241H84V240ZM109 239H110V236H109ZM109 239H107V240H109ZM8 240H11V238H9ZM54 240H56V242L54 241ZM102 241V240H101ZM103 241H105L106 242V240L103 238ZM114 241V240H113ZM125 240H123V242H121V241H117V242H120V244L121 245H125L126 243H128V242H124ZM8 242H10V241H8ZM105 242H101V243H105ZM112 242V241H111ZM35 243V242H34ZM37 243V242H36ZM107 243V242H106ZM110 243V242H109ZM66 244V243H65ZM113 244V243H112ZM116 244V242L114 243V245ZM119 244V245H120ZM69 245L67 246V247H69ZM119 246V247H121L122 248V246ZM30 246V245H29ZM65 246V249L67 248L66 247V245H64ZM63 246V247H64ZM111 246V245H110ZM127 246V245H126ZM143 249V248H142ZM96 250V249H95ZM137 250V249H136ZM143 250H145V249H143ZM28 252H29V249L27 250ZM146 251V250H145ZM53 252V253H54ZM96 252H98V251H96ZM113 252V251H112ZM130 252H131V250H130ZM130 252H128V253H130ZM134 252V253H133ZM131 254V257H117V259L115 260V261H117L118 262V264H124L125 262H127V261H129V263H131V264H149V260L147 261V260H145V259H143L142 258V254L140 253V251L139 252H136V251H133ZM143 252V251H142ZM159 252V251H158ZM52 253V254H53ZM122 253V252H121ZM124 253V252H123ZM122 253V255H124ZM144 253H146V252H144ZM148 253V252H147ZM157 253V252H156ZM36 254V253H35ZM64 254V255H63ZM106 255H107V252L105 253ZM104 253H103V255H105ZM114 254H115V252H114ZM114 254H111V256H113ZM126 254V256H128V254L127 253H125ZM150 254V253H149ZM55 255V254H54ZM57 255V254H56ZM117 255H120V254H117ZM143 255H146V254H143ZM155 255H157V254H155ZM155 255H154V257H155ZM35 256V255H34ZM50 258L52 257V255L50 256V255H48ZM59 256V255H58ZM152 256V255H151ZM48 257V258H49ZM114 257V256H113ZM47 258V257H46ZM144 258H146V256H144ZM149 258V257H148ZM157 258H158V256H157ZM158 259H160V258H158ZM29 260V259H28ZM33 260V259H32ZM43 260V259H42ZM50 260V259H49ZM144 260L146 261V262H144ZM153 260V259H152ZM155 260V259H154ZM36 261V260H35ZM38 261V260H37ZM41 261V260H40ZM29 262H31V261H29ZM42 262V261H41ZM47 261H44V262H42V263H46ZM72 262H70V264L72 263ZM153 262V261H152ZM165 262V261H164ZM163 262V263H164ZM38 263V262H37ZM48 263V262H47ZM56 263V262H55ZM154 263V262H153ZM162 263V264H163ZM25 264H28V263H25ZM30 264V263H29ZM40 264V263H39Z\"/></svg>","mask_w":264,"mask_h":264}]
</instances>
